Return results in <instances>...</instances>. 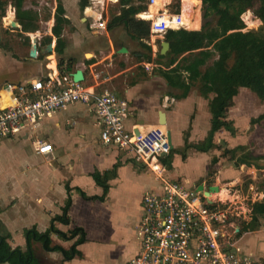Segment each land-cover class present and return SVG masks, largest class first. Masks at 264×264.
<instances>
[{
    "label": "crops",
    "instance_id": "1",
    "mask_svg": "<svg viewBox=\"0 0 264 264\" xmlns=\"http://www.w3.org/2000/svg\"><path fill=\"white\" fill-rule=\"evenodd\" d=\"M1 1L10 3L9 8L12 6L19 23L18 14L24 16L27 21L26 13L38 17V14L44 11L31 3L32 6L27 5L28 0L22 1L19 10L18 0ZM78 1L80 8L82 0H74L76 3ZM114 1L119 4V0ZM171 3L172 0H167L159 8ZM59 4L65 14H58ZM88 7L89 3L84 10H80H88ZM55 8L56 11L54 10L49 21L52 29L48 45L44 48L41 46L39 29L26 32L20 24L23 35L28 34L32 43L36 40V56L31 55L32 46L24 54H4L0 48V105L3 101L9 103V99H4L3 95V85L8 80H1L6 72L10 75L21 74V77L15 80L17 82L27 83L34 79L45 82L50 77L59 79L63 76L60 62L64 60L66 64L73 65L71 69L74 70H68L67 73L72 75V78L77 71H83V82L90 88L92 95L111 92L101 87L108 85L119 99L128 102L130 115L127 124L130 129L162 128L167 132L171 131L174 156L171 167L165 164L166 173L171 180H177L195 191L202 185L206 191L218 188V191L209 195L216 206L225 207L228 201L233 202L229 189L233 188L232 183L236 181L228 179L231 174L235 175L234 160L219 161L217 149L207 152L185 149L186 142L195 144L208 137L209 122L211 123L212 119L210 100L213 96L211 98V94L206 96L203 93V83L200 81L193 82L191 89L184 96V89L172 84V73L167 72V64L171 59V55L168 56L171 44L165 40L160 41V38L164 39L166 35L160 37L153 34L150 26L151 35L143 42L152 48L150 55L143 47L142 41L134 39L125 27L110 29L109 22L118 13L109 19L107 29L98 27L100 16L98 12H93L90 16L93 20L90 29L81 27L80 30L72 29L67 33L72 21L67 14V0H64V4L61 0H56ZM181 13L183 14V7ZM145 14L141 13L137 18L144 19ZM104 18L108 20L107 17ZM40 22L42 23L38 20L37 23ZM72 24L77 27L73 21ZM56 25L64 41L62 54L56 51L58 37L53 33ZM202 27L203 20L200 28L193 29L200 31ZM186 28L192 30L189 26ZM165 42L170 48L163 54ZM49 45L53 47L52 52H43ZM157 54L166 58L156 61ZM187 54L177 57L171 68ZM43 56L47 59L41 60ZM217 59V55L212 56L208 65ZM47 60L50 63H46ZM103 63H108L106 70H101L98 77L97 67ZM205 71L206 67L202 69V72ZM105 72L107 73L103 76ZM184 75L187 76V73ZM92 77L94 85H87ZM160 112L166 114L167 126L160 125ZM203 121H207V124H203L200 129V123ZM220 132L221 130L218 133ZM35 138L43 140L36 143ZM43 143L52 144L53 151L40 154L38 147ZM18 152L23 154L22 163L13 162ZM183 152H187V155H183ZM215 158L218 161L214 163ZM1 160L10 162L5 171ZM143 168L146 167L135 163L123 150L101 142V129L91 104L73 103L56 114L45 116L18 134L4 139L0 144V173L4 172L0 177V237L6 236L14 250L32 252L37 264H129L141 246L138 227L144 215V196L146 192L161 189L148 169L147 172L140 170ZM97 172L109 177L106 193L93 176ZM69 201L71 206L68 217L71 224L66 225L58 218L64 215L65 206ZM244 219L245 226L250 220L247 216ZM263 223L264 217L257 230H247L244 227L245 231H242L239 239L242 256H250L253 264H264ZM76 227L84 229L86 239L77 247L78 254L72 259L66 258L64 253L58 250L48 251L42 241L31 235L33 233L29 235L31 241L28 240L29 232L50 233L51 247L70 251L76 239L64 240L55 231L69 233ZM238 229L236 226L235 232Z\"/></svg>",
    "mask_w": 264,
    "mask_h": 264
},
{
    "label": "built area",
    "instance_id": "2",
    "mask_svg": "<svg viewBox=\"0 0 264 264\" xmlns=\"http://www.w3.org/2000/svg\"><path fill=\"white\" fill-rule=\"evenodd\" d=\"M150 3L155 4L156 0ZM183 26L182 14L163 13L153 18L151 29L153 34L162 36L170 28ZM98 27L106 29L104 19ZM71 76L63 74L45 82L37 79L27 83L5 82L3 95L9 103L0 105V144L70 104H91L101 129V142L123 150L161 183L160 191L146 192L144 196V215L138 227L141 246L129 264H253L237 253L230 240L227 211L210 208L198 190L192 191L166 177L161 159L172 151L167 131L130 129L128 102L108 91L94 96L84 82H75ZM52 151V144L38 147L40 154ZM233 228L235 232L236 227Z\"/></svg>",
    "mask_w": 264,
    "mask_h": 264
},
{
    "label": "trees",
    "instance_id": "3",
    "mask_svg": "<svg viewBox=\"0 0 264 264\" xmlns=\"http://www.w3.org/2000/svg\"><path fill=\"white\" fill-rule=\"evenodd\" d=\"M23 0H18V10L21 9ZM149 0H119L120 11L109 22L110 29L116 27H125L131 36L142 41L145 47L152 55V48L144 44V40L151 35L150 22L139 19L137 16L148 10ZM202 1L207 15H216L217 21L215 28H211L213 23H208L200 31H190L186 28L178 30H169L164 38L165 41L171 44V51L168 56L171 57L167 64L172 73L170 81L179 89H184V95H187L192 87V83L200 81L203 83L202 91L207 96L213 94L210 100V110L212 114L211 126L206 140L190 144L186 142L185 149H195L201 152H207L214 149L215 135L227 127L228 113L235 104V98L239 95L240 89H248L254 93L258 99L264 103V35H258L254 32L244 33L237 28V22L241 16L248 10L254 9L258 18L264 24V0H200ZM199 0H182L183 19L184 23L189 27L193 20L195 8L200 6ZM89 0H82L81 7L83 10L88 5ZM223 4L226 7H223ZM175 12H181V0H173L170 5ZM231 8V9H230ZM186 10L189 11L188 15ZM58 14H63L62 5H58ZM65 14V13H64ZM27 21L18 14L20 24L26 32L38 30L36 26L37 16L26 13ZM207 16V17H208ZM201 24L200 13L198 20L194 24L195 28H199ZM239 30V31H236ZM233 31V32H232ZM53 33L57 40L56 51L62 54L64 50V41L61 38V31L57 25L53 28ZM211 48V49H210ZM198 52V53H195ZM188 53L181 61L174 66L175 60L182 54ZM217 55L218 59L213 64L208 65V61L212 56ZM146 56V54H145ZM156 61L165 59L166 57L157 54ZM150 58V57H149ZM66 62H60V71L66 75L70 71V63L66 67ZM206 67V71L202 69ZM187 73V76L184 74ZM175 82V83H174ZM5 102V101H4ZM5 104H8L5 102ZM264 113L259 116L256 121H263ZM188 140V139H187ZM187 155V152H183ZM174 151L161 160L168 167H171ZM218 160L215 158L214 163ZM94 178L97 183L104 187L107 192V175L95 173ZM87 198L86 195H84ZM103 198V197H100ZM71 200V199H70ZM70 201L66 204L64 215L58 218L59 221L66 225H70L68 212L70 210ZM214 205H209L211 208ZM264 217V198L261 201H256L252 205L251 222L244 227L247 230H257L261 226V218ZM54 228H52L53 230ZM58 235L64 240H74V245L70 251H64L61 247H51L52 241L50 233L40 234L37 232H29L28 240L31 241V235L35 236L36 240L42 241L48 251L58 250L64 253L65 257L72 259L78 254L77 247L86 239V233L83 228L76 227L69 233L59 231ZM37 260L33 253L22 252L19 249H12L8 243L6 236L0 237V264H37Z\"/></svg>",
    "mask_w": 264,
    "mask_h": 264
},
{
    "label": "rangeland",
    "instance_id": "4",
    "mask_svg": "<svg viewBox=\"0 0 264 264\" xmlns=\"http://www.w3.org/2000/svg\"><path fill=\"white\" fill-rule=\"evenodd\" d=\"M55 1L56 0L27 1V5L32 6L31 4H33V6H37L39 10L40 8L44 10L42 13L39 11L40 13L38 14V19L36 21V26L38 25L39 31L41 32L40 38L42 43L41 46H43V48L48 45V41H49L48 37L50 30L52 29L51 24H49V21L52 19L51 17H53L54 10L56 11ZM61 1L64 4V0ZM78 3L79 1L76 3L74 2V0H67L68 10H69V13L67 12V14L69 15V18H71V20L77 25V27H74L71 21V25L68 26L67 33H69L72 29L80 30L81 27H83L85 30L90 29V26L93 22L90 16L92 15L93 12L96 13L101 12L104 8L105 17H107L108 19L107 20V24H108L109 19L112 17V15L117 14L120 11V6L118 4V1H114V0H89L88 10L86 9L85 11L80 10ZM9 4H6V2L3 1L0 2V19L2 18L0 20V48L2 49V53L4 54L5 52H16L17 54H21V53L24 54L28 52V50H30L32 46L31 44L32 41L31 38L27 36L28 34L26 36L23 35V33L20 31L21 27L14 29L9 25V23L12 24L15 21V17H16V13L15 16L13 14L14 12L9 13L10 11ZM223 7H226V5L223 4ZM155 8L157 7L155 6ZM157 10L154 11L152 9L154 14L157 12ZM167 10L171 14L175 12V10L170 5ZM181 11H182V0H181ZM204 11H206L205 6L203 5L202 1H200V6L196 7L195 12L193 13V20L190 25L192 29L191 31H196L193 29L195 28L194 24L198 20L199 13H200V18L202 20V14L204 13ZM186 12L188 15L189 11L186 10ZM207 16L208 15L206 14V17ZM207 18H208L207 24L212 22L213 26H211V28H215V24L217 21L216 15L208 16ZM38 20L39 21L41 20L42 23L41 22L37 23ZM82 20L87 22L84 23ZM17 21L18 20H16V22ZM237 28H240V30L244 33L254 32L258 35H264V24L254 12V9L248 10L246 13H244L241 16L240 20L237 22ZM163 40L164 39L160 38V41ZM159 45L160 44H158V49L160 48ZM136 47H138L137 44ZM44 57L45 56H43V59L41 60L47 59L46 57L45 58ZM0 61H1L0 64H2V60ZM46 63H50V61L47 60ZM57 64H59V59L57 61ZM107 64L108 63H103L100 67L99 66L97 67L99 73L101 72V70H106ZM66 66L67 64L64 65V67ZM142 69L144 70V67ZM73 70L74 69H70V72ZM106 73L107 72H105L103 76ZM19 77H21V74L10 75L8 74V72H6L5 76H3L1 80L17 82L15 80H17ZM87 85H94L93 77L90 81L87 82ZM101 87L111 92H114L112 88L108 85H102ZM212 96L214 95L211 94L210 97L212 98ZM4 103L5 102L3 101V104ZM263 113H264V103L261 102L258 99V97L248 89H241L239 95L235 98L234 106L230 109L228 113V120L226 121L228 125L227 127L222 128L221 132L217 134V142L215 143L216 147H214L215 149H213V150L217 149L216 153L219 154L220 157L219 161L221 160L226 161L227 159L234 160V166L236 168L234 172L235 175L231 174L230 178L232 179L230 178L228 179L231 181H236V183L235 182L232 183L233 188L229 189L231 191V197L233 199V202L228 201L225 207L223 206L221 207H223V209L227 211L229 219L233 221L232 225L238 226L242 231H245L244 230L245 216H247L248 220H250L251 222V211H252L251 209L253 203L258 200L261 201L264 198V120L261 122L256 121V119L259 116H261V114ZM203 124L206 126L207 121H203L200 123L199 126L200 129L203 127ZM209 128H210V122H209ZM175 139L176 138L174 136L173 140L175 141ZM42 140L43 139L40 140L38 138H35V142ZM232 151H235V153L233 154ZM16 156L17 157L13 160V162L19 163L20 161V163H22L23 154L21 152H18ZM244 159H246V161H244ZM1 161L3 162L4 171H5L6 167L9 166L8 164H10V162L8 160L5 161L1 160ZM123 161H125V159ZM140 170L147 172V168H143V170L142 169ZM3 173L4 172L0 173V177L3 176ZM165 174L166 177L169 180H171L166 172ZM171 181H177V180H171ZM158 183L160 184L161 187V183L159 181ZM156 191H160V189Z\"/></svg>",
    "mask_w": 264,
    "mask_h": 264
},
{
    "label": "clouds",
    "instance_id": "5",
    "mask_svg": "<svg viewBox=\"0 0 264 264\" xmlns=\"http://www.w3.org/2000/svg\"><path fill=\"white\" fill-rule=\"evenodd\" d=\"M173 1V0H172ZM156 5V3L155 4H152V3H150V0L148 1V10L146 11V12H144V13H146L145 14V20L146 21H149L150 22V26H151V24H152V20H153V18L154 17H156L158 14H163V13H167V14H171V13H169L168 12V10L166 9L167 8V6H169V5H167V4H164V5H162V8H158V10H157V12L154 14L153 13V11H152V7L153 6H155ZM167 5V6H166ZM171 5V4H170ZM11 8H12V6H11ZM14 10V9H13ZM15 12V11H14ZM98 14H99V16H100V20H102V19H104L105 20V22H106V29H107V20L104 18L105 17V13H104V8H103V10L101 11V12H98ZM149 14H151V16L149 15ZM174 14H182L181 12L180 13H173V14H171V15H174ZM206 14H207V10H206ZM183 15V14H182ZM102 17V18H101ZM207 18V17H206ZM143 19V20H144ZM208 19V18H207ZM184 20V19H183ZM101 22V21H100ZM98 26H99V24H98ZM186 27H188V25L187 24H185L184 23V26L183 27H179L178 29H181V28H186ZM204 27V26H203ZM202 27V28H203ZM171 29H173V28H170V29H168V31L169 30H171ZM187 29V28H186ZM188 30V29H187ZM167 31V32H168ZM167 34V33H166ZM166 34H164V35H162V36H160V37H164ZM71 66V65H70ZM72 67V66H71ZM71 67H70V69H71ZM17 83H21V82H17ZM113 93V92H112ZM168 156V155H167ZM190 189V188H189ZM191 190V189H190ZM198 190V189H197ZM192 191H195V190H192ZM206 191V190H205ZM198 192L201 194V195H203L204 196V198H205V200L208 202V204L209 205H214L213 207H219V208H221V209H223V207H221V206H216L215 204H213V202L211 201V199H210V197H207V196H205L204 195V193L203 192H201V191H199L198 190ZM207 192H209V191H207ZM258 201H260V200H258ZM208 205V206H209ZM211 208V207H210ZM223 210H225V209H223ZM252 210V209H251ZM228 214V213H227ZM251 216H252V211H251ZM232 222L233 221H231L230 219H229V222L227 223V231L231 234V238H230V240L231 241H233V243H234V246H235V250L237 251V253L241 256V257H243L242 255V252H241V250H240V248L236 245V241H239V239H240V235H242L243 233H242V230L239 228L238 229V231L237 232H234V228L233 227H236V225H232ZM245 257H247V258H249L250 256H245ZM250 259V258H249ZM253 263V262H252Z\"/></svg>",
    "mask_w": 264,
    "mask_h": 264
},
{
    "label": "water",
    "instance_id": "6",
    "mask_svg": "<svg viewBox=\"0 0 264 264\" xmlns=\"http://www.w3.org/2000/svg\"><path fill=\"white\" fill-rule=\"evenodd\" d=\"M11 9L12 8H10L9 13H13L14 12L13 9L12 10ZM13 14L15 16V12ZM16 20H17V18L15 17V21L12 24L8 22L9 25L12 28H19L20 27L19 21L16 22ZM202 20H203V26H204L208 22V19L206 18V11H204V13L202 14ZM169 48H170V45L167 42H165L163 44L162 53L165 54V52L167 50H169ZM52 49H53L52 45H49L47 47V49H43V52H52ZM36 54H37V43H36V40H35V42L32 43L31 55L32 56H36ZM73 78H74L75 82H83L84 81V73H83V71H81V70L77 71L73 75ZM159 123H160V125L167 126V118H166V114L164 112H160ZM137 133H138V131H137ZM167 136H168V140H169V142L171 144V147L173 149L174 147H173V143H172V133H171V131L167 132ZM166 156H167L166 154L163 155V157H166ZM198 190L203 192L205 196L209 197L210 193L218 191V188H212L211 191L207 192V191L204 190V186L202 185V186H199Z\"/></svg>",
    "mask_w": 264,
    "mask_h": 264
},
{
    "label": "bare ground",
    "instance_id": "7",
    "mask_svg": "<svg viewBox=\"0 0 264 264\" xmlns=\"http://www.w3.org/2000/svg\"><path fill=\"white\" fill-rule=\"evenodd\" d=\"M163 2H167V0H156V7L157 8H155V6L154 7H152V9L155 11V10H157L158 8H159V6L163 3ZM169 4V3H168ZM8 104H2V106H7Z\"/></svg>",
    "mask_w": 264,
    "mask_h": 264
},
{
    "label": "flooded vegetation",
    "instance_id": "8",
    "mask_svg": "<svg viewBox=\"0 0 264 264\" xmlns=\"http://www.w3.org/2000/svg\"><path fill=\"white\" fill-rule=\"evenodd\" d=\"M236 245L239 247L240 246V241H236Z\"/></svg>",
    "mask_w": 264,
    "mask_h": 264
}]
</instances>
